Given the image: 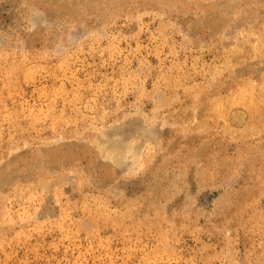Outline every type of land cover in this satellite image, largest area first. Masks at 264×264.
<instances>
[{
	"label": "rangeland",
	"instance_id": "obj_1",
	"mask_svg": "<svg viewBox=\"0 0 264 264\" xmlns=\"http://www.w3.org/2000/svg\"><path fill=\"white\" fill-rule=\"evenodd\" d=\"M0 264H264V0H0Z\"/></svg>",
	"mask_w": 264,
	"mask_h": 264
},
{
	"label": "bare ground",
	"instance_id": "obj_2",
	"mask_svg": "<svg viewBox=\"0 0 264 264\" xmlns=\"http://www.w3.org/2000/svg\"><path fill=\"white\" fill-rule=\"evenodd\" d=\"M98 135H100L99 133H98ZM96 137V136H95Z\"/></svg>",
	"mask_w": 264,
	"mask_h": 264
}]
</instances>
